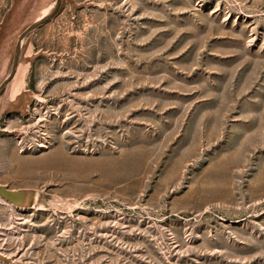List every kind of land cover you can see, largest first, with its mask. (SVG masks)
Segmentation results:
<instances>
[{"label": "rangeland", "instance_id": "1", "mask_svg": "<svg viewBox=\"0 0 264 264\" xmlns=\"http://www.w3.org/2000/svg\"><path fill=\"white\" fill-rule=\"evenodd\" d=\"M55 2L0 0V84ZM21 50L0 264H264V0H62Z\"/></svg>", "mask_w": 264, "mask_h": 264}, {"label": "water", "instance_id": "2", "mask_svg": "<svg viewBox=\"0 0 264 264\" xmlns=\"http://www.w3.org/2000/svg\"><path fill=\"white\" fill-rule=\"evenodd\" d=\"M62 0H56L54 6L52 7L51 11L46 13V15H42L38 20H36L34 23H32L29 27H27L24 32L19 36L16 48H15V54L14 58L12 61V69L10 74L2 81L0 84V98L3 95L4 91L6 90L7 86L13 82L16 76L17 68L20 62V56H21V47L23 45V42L25 38L36 28H38L40 25H42L45 21H47L49 18H51L57 11L59 10L61 6ZM5 188H1V192L5 195H9L12 197L13 200L19 201V202H24L29 198V194L27 193H10L7 191L6 193L3 192ZM12 194H15L17 198H14Z\"/></svg>", "mask_w": 264, "mask_h": 264}, {"label": "crops", "instance_id": "3", "mask_svg": "<svg viewBox=\"0 0 264 264\" xmlns=\"http://www.w3.org/2000/svg\"><path fill=\"white\" fill-rule=\"evenodd\" d=\"M12 83L11 84H9L8 86H7V88H6V90L4 91V93L6 94V95H9V98H8V101H6L5 102V104H2L1 105V109H6V107H7V105L9 104V105H14V106H16L17 105V103L19 102L18 101V96L19 95H23V93L22 92H20V93H18L17 94V96L15 97V98H11L10 97V95H11V90H12ZM9 88V89H8ZM3 93V94H4ZM1 112H4V110H2ZM2 118V115H1V117H0V119ZM3 125H4V123H2ZM0 130H3V126L0 124Z\"/></svg>", "mask_w": 264, "mask_h": 264}, {"label": "flooded vegetation", "instance_id": "4", "mask_svg": "<svg viewBox=\"0 0 264 264\" xmlns=\"http://www.w3.org/2000/svg\"><path fill=\"white\" fill-rule=\"evenodd\" d=\"M4 20L5 19H3V21H2V24L4 23ZM10 23V21L7 23V25ZM9 28H6V24H5V27L3 28L2 26L0 27V41H1V39H2V33L4 32V31H7ZM22 47H23V45H22ZM22 47H21V49H22ZM22 51V50H21Z\"/></svg>", "mask_w": 264, "mask_h": 264}, {"label": "bare ground", "instance_id": "5", "mask_svg": "<svg viewBox=\"0 0 264 264\" xmlns=\"http://www.w3.org/2000/svg\"><path fill=\"white\" fill-rule=\"evenodd\" d=\"M0 190H1V188H0ZM3 192H7L5 189L3 190ZM12 196L14 197V198H17V196L15 195V194H12Z\"/></svg>", "mask_w": 264, "mask_h": 264}]
</instances>
